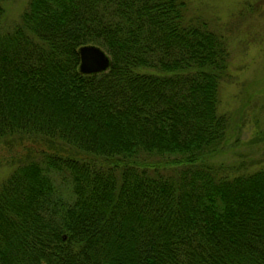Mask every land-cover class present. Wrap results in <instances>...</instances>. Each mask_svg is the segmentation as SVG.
Wrapping results in <instances>:
<instances>
[{"label": "trees", "instance_id": "obj_1", "mask_svg": "<svg viewBox=\"0 0 264 264\" xmlns=\"http://www.w3.org/2000/svg\"><path fill=\"white\" fill-rule=\"evenodd\" d=\"M216 31L187 0H27L0 23V264H264V165L214 161ZM85 44L111 65L78 72Z\"/></svg>", "mask_w": 264, "mask_h": 264}, {"label": "rangeland", "instance_id": "obj_2", "mask_svg": "<svg viewBox=\"0 0 264 264\" xmlns=\"http://www.w3.org/2000/svg\"><path fill=\"white\" fill-rule=\"evenodd\" d=\"M26 1L0 0V23H14ZM187 13L220 29L227 41L229 76L218 89V111L229 117L228 138L214 161L264 165V0H187ZM7 165L0 164V179Z\"/></svg>", "mask_w": 264, "mask_h": 264}, {"label": "water", "instance_id": "obj_3", "mask_svg": "<svg viewBox=\"0 0 264 264\" xmlns=\"http://www.w3.org/2000/svg\"><path fill=\"white\" fill-rule=\"evenodd\" d=\"M79 62L78 72L82 74H93L106 70L111 61L106 52L95 44H85L77 48Z\"/></svg>", "mask_w": 264, "mask_h": 264}]
</instances>
